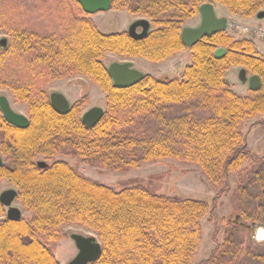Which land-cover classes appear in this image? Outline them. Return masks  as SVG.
<instances>
[{
  "label": "trees",
  "instance_id": "trees-1",
  "mask_svg": "<svg viewBox=\"0 0 264 264\" xmlns=\"http://www.w3.org/2000/svg\"><path fill=\"white\" fill-rule=\"evenodd\" d=\"M207 1L114 0V7L155 20L158 28L138 39L127 32L102 33L77 0H0V31L8 35L7 48L0 49V89L9 90L29 114V126L21 129L0 110V151L6 158L0 183L13 184L17 200L32 213L0 221V264H61L54 249L64 237L62 228L71 224L99 236L102 254L92 264H195L203 220L215 221L220 196L232 189L231 176L250 163L260 169L238 188L241 209L228 221L235 227L232 237L199 264L238 260V231L248 229L250 219L257 223L261 211L257 207L253 216L248 201L255 189V199H264V160L241 130L245 121L264 116V58L255 43L235 40L227 31L206 36L189 48L192 64L181 78L146 75L126 89L114 85L104 63L109 54L160 63L184 51L182 24ZM211 1L244 18L264 10V0ZM219 49L225 50L221 57ZM233 67L258 76L261 90L237 94L227 79ZM71 76L89 79L106 94L104 117L94 128L81 122L86 97L65 115L52 107L47 86ZM184 103H195L208 116L200 119L190 109L168 117L163 110ZM149 118L141 132H130ZM59 156L114 171L173 159L199 166L221 190L211 203L159 195L144 185L118 190L85 177ZM38 157L50 161L45 169ZM5 210L0 202V216Z\"/></svg>",
  "mask_w": 264,
  "mask_h": 264
},
{
  "label": "rangeland",
  "instance_id": "rangeland-1",
  "mask_svg": "<svg viewBox=\"0 0 264 264\" xmlns=\"http://www.w3.org/2000/svg\"><path fill=\"white\" fill-rule=\"evenodd\" d=\"M217 16L226 18L228 21L227 32L235 40H252L260 55L264 58V38L255 30L264 31V18H244L233 14L228 8L221 4H214ZM264 11V10H262ZM175 12H171V15ZM170 17V15H169ZM93 22L98 29L104 34H114L128 32L129 27L140 19L149 20L152 24L151 31L158 28L155 20L149 15L141 13H130L126 9L112 7L109 12L93 15ZM249 19H253L252 21ZM198 19H185L182 28L196 27ZM141 32V30H138ZM8 38V35L0 31V40ZM133 62L135 69L157 78L175 77L179 78L183 75L186 66L192 64V55L189 49L174 55L168 60L160 63H153L143 58L121 57L109 54L105 57L104 63L108 68L113 63ZM239 67H233L227 73V79L232 89L241 96L251 95L248 84H244L240 80ZM253 76L248 73V77ZM49 96L53 93L63 94L69 101L70 105L86 97L87 104L82 110V115L90 109L99 107L106 110V94L92 81L82 76H71L64 80L52 81L47 86ZM0 97L7 98L12 110L29 118L27 106L17 102L14 96L7 89H0ZM191 109V114L200 119L208 116L207 112L201 111L195 103H184L179 105H170L163 110L168 117H177L185 114ZM150 118L142 123L141 120L129 130L133 134H138L145 126L149 125ZM241 130L247 134L249 147L259 158L264 160V116L254 120L245 121ZM3 156V155H2ZM58 159L66 160L85 177L96 181L97 183L122 189L126 186L144 185L152 187L159 195L180 196L184 198H192L196 200H205L209 203L219 194L221 187L214 186L205 176L199 166L180 162L173 159H164L153 162H143L135 169L126 171H114L104 168L97 162L85 165L78 159L59 156ZM4 162L6 158L3 156ZM38 162L50 163L42 157L37 158ZM260 169L257 165L248 163L245 170L240 175L231 176V191L220 196L218 207L216 209V218L210 220L206 217L202 222L203 235L200 249L195 260V264H199L208 260L212 252L216 249L217 244H224L225 240L232 237V231L235 230L232 223H228L229 219L241 209L240 191L238 188L245 185L246 181L252 178ZM10 189L17 188L7 182L0 183V195ZM259 189H255L253 196L259 194ZM251 199L249 202V212L254 216L257 207L260 206L259 221L254 223L252 219L247 221L248 229H239L238 244H241V250L236 262L230 264H263L261 258L264 257V242L258 241V231H264V199ZM22 212V219L29 218L32 213L25 209L21 202L16 200L13 204ZM8 210L5 215L0 216V221L7 218ZM239 214V213H238ZM64 235L59 244L55 246V255L61 264H69L78 253L74 241L71 239L72 234H80L85 237L95 236L100 241L99 236L79 225H66L62 228Z\"/></svg>",
  "mask_w": 264,
  "mask_h": 264
},
{
  "label": "water",
  "instance_id": "water-1",
  "mask_svg": "<svg viewBox=\"0 0 264 264\" xmlns=\"http://www.w3.org/2000/svg\"><path fill=\"white\" fill-rule=\"evenodd\" d=\"M82 6L84 12L90 16L101 12H107L112 7V0H77ZM201 14V24L197 28H184L181 33V40L187 47H193L204 37L214 35L218 32L226 31L228 21L226 18H219L216 14L213 3H206L199 9ZM257 18H264V11L259 12ZM139 27L143 28V32L138 34L136 31ZM151 24L148 20H141L133 24L129 29V35L135 38H143L148 35ZM1 49L7 48L8 39L4 38L0 42ZM225 54L224 49H219L216 53L217 57ZM108 73L113 80L114 85L119 89H126L137 85L145 78V74L135 69L133 62L113 63L108 68ZM240 80L244 84H248L250 91L259 92L261 90V80L258 76L248 77L245 69L240 71ZM53 109L65 115L70 111V103L68 99L61 93H53L50 96ZM0 108L4 114L6 121L18 128L25 129L29 126V119L21 114L15 113L7 98L0 99ZM105 110L99 107L90 109L84 113L81 122L84 126L94 128L104 117ZM4 165V160L0 153V167ZM38 166L42 169L47 167V163L38 162ZM17 190L10 189L0 195V202L8 210L7 219L12 221H20L22 212L13 206L17 200ZM71 239L74 241L78 250L77 256L69 264H92L96 262L102 254V243L95 236L85 237L80 234H72Z\"/></svg>",
  "mask_w": 264,
  "mask_h": 264
},
{
  "label": "flooded vegetation",
  "instance_id": "flooded-vegetation-1",
  "mask_svg": "<svg viewBox=\"0 0 264 264\" xmlns=\"http://www.w3.org/2000/svg\"><path fill=\"white\" fill-rule=\"evenodd\" d=\"M114 0H112V7H114V2H113ZM206 3H214L215 4V2H213V1H211V0H208L207 2H204V3H202L201 5H200V7L202 6V5H204V4H206ZM216 4H218V3H216ZM82 7V6H81ZM112 7H111V9H112ZM200 7L198 8V12H197V15H195L194 17H191L190 19H198V25L196 26V27H185V28H197V27H199L200 26V24H201V14H200V12H199V9H200ZM83 9V8H82ZM110 9V10H111ZM109 10V11H110ZM84 11V10H83ZM109 11H107V12H109ZM101 13H106V12H101ZM99 14V13H98ZM92 17V16H91ZM141 20H146V19H140V20H138V21H136V22H134L133 24H135V23H137V22H139V21H141ZM149 21V20H148ZM150 22V21H149ZM132 24V25H133ZM150 24H151V22H150ZM131 25V26H132ZM130 26V27H131ZM130 27H129V29H130ZM151 27H152V24H151ZM129 29H128V34H129ZM184 29V28H183ZM182 29V30H183ZM228 29V28H227ZM138 30H141V32H138ZM227 31V30H226ZM138 34H141L142 32H143V28L142 27H139L138 29H137V31H136ZM151 32V28H150V31H149V33ZM148 33V34H149ZM182 33V32H181ZM0 42H1V40H0ZM186 46V45H185ZM190 47H187L186 46V49H189ZM0 49H1V45H0ZM2 97H0V99H1ZM0 110H1V108H0ZM2 111V110H1ZM29 119V118H28ZM0 153H1V151H0ZM1 155H2V153H1ZM2 158H3V156H2Z\"/></svg>",
  "mask_w": 264,
  "mask_h": 264
},
{
  "label": "bare ground",
  "instance_id": "bare-ground-1",
  "mask_svg": "<svg viewBox=\"0 0 264 264\" xmlns=\"http://www.w3.org/2000/svg\"><path fill=\"white\" fill-rule=\"evenodd\" d=\"M257 239L260 242H264V231L263 230L258 231V238Z\"/></svg>",
  "mask_w": 264,
  "mask_h": 264
},
{
  "label": "built area",
  "instance_id": "built-area-1",
  "mask_svg": "<svg viewBox=\"0 0 264 264\" xmlns=\"http://www.w3.org/2000/svg\"><path fill=\"white\" fill-rule=\"evenodd\" d=\"M256 33L260 34L261 38H264V31L255 30Z\"/></svg>",
  "mask_w": 264,
  "mask_h": 264
},
{
  "label": "crops",
  "instance_id": "crops-1",
  "mask_svg": "<svg viewBox=\"0 0 264 264\" xmlns=\"http://www.w3.org/2000/svg\"><path fill=\"white\" fill-rule=\"evenodd\" d=\"M249 20H251V21H252L253 19H249Z\"/></svg>",
  "mask_w": 264,
  "mask_h": 264
}]
</instances>
